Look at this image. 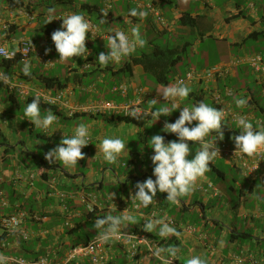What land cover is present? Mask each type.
<instances>
[{"label":"crops","instance_id":"0c3cea01","mask_svg":"<svg viewBox=\"0 0 264 264\" xmlns=\"http://www.w3.org/2000/svg\"><path fill=\"white\" fill-rule=\"evenodd\" d=\"M39 1L45 2L35 7L36 11L29 12L30 9L25 7L9 10L4 0H0V44L10 49V44L17 46L21 38H27L50 63L32 56L33 68L29 76L22 73L23 63L18 60L0 67V73L8 74L12 81L10 84L0 82V218L17 212L26 214L17 231H0V264H38L42 259H47V264H64L71 247L96 237L93 224L97 218L109 213L117 215L126 209L134 211L137 217L136 223L121 228V232L131 238V244L124 240L104 243L105 264H186L187 259L196 255L205 259L207 264H264V204H249L255 197L257 184L264 187V153L260 167L250 175L233 162L218 157L210 165L211 172L197 181L192 193L175 204L166 198L160 201V192H157L155 203L147 208L135 209L131 201L137 182L155 179L151 161L153 150H140L139 146L149 149V141L157 130L162 132L166 143L176 141L174 134L163 129L166 121L172 123L179 118L182 107L203 101L217 108L214 99L219 98L221 109L227 112L221 126L223 137L214 132L206 138L216 146L235 144L233 137L239 134L234 122L236 115L245 117L255 127L264 126V77H257L245 61L258 56L264 62V18L258 16L254 5L250 4L248 14H245V9L234 0H204L205 3L197 0L199 10L191 13L177 0H111L112 10L106 13L101 0H69L68 4L56 0ZM153 1L155 9L168 24L167 28L155 24L150 13L144 20L128 15L132 8L147 10L146 5ZM221 4H224L225 11L218 8ZM86 5L101 9L100 25L93 22V16L81 10ZM49 8H55L54 15L78 12L92 23L94 30L87 34L85 42L88 55L59 62L54 43L49 41L62 24H46ZM183 13L192 17V27L178 23ZM26 14L33 16L34 20L30 22ZM3 24L9 25L7 33L1 30ZM135 25L139 26L140 33L147 35L150 27L154 34L162 37L190 33L195 52L205 42L204 37L214 36L215 41L223 43L220 58L202 62L200 69L197 64L192 66L187 61L183 73L176 72L167 86L173 85L188 71L227 66L233 71L215 80L187 84L191 88L189 97L179 100L178 108L172 109L173 101L164 100L162 96L166 86L157 85L139 67L131 65L135 53L143 48H138L118 64L104 66L97 62L98 51L107 48L109 35H115L112 31H128ZM96 27L99 31L95 30ZM17 34H20L19 38ZM33 36H38L41 42L37 43ZM45 46L49 47L50 55L44 50ZM206 53L209 57V48ZM126 66L128 69L123 70ZM41 77L58 79L64 87L60 90L44 89L37 80ZM116 86H125L126 93L114 90ZM19 90L26 95L21 96ZM58 91L64 93L60 101L54 104L44 101L46 97H55ZM37 94L40 95L42 114L51 110L58 117L48 131L37 129L25 117L14 114L15 109L24 108ZM236 99H244L245 106L237 107ZM135 100L140 102L142 111L134 118L139 125L108 112L78 110V107L92 108L101 102L123 105ZM153 100L158 103L152 105ZM163 107L169 108V115L161 116L155 122L152 112ZM81 122L91 128L89 145L82 149L85 158L72 168L47 161L45 154ZM105 135H117L126 141V150L116 166L104 163L98 154L96 146ZM190 147L193 155L199 150L197 142H191ZM253 161L251 158L250 162ZM227 169L243 180L239 183L232 178L230 191L237 192L234 204L224 200L216 184V181L227 178ZM110 194H114L112 201ZM164 203L166 206L163 207ZM172 212L179 213L180 219L172 217ZM160 217L166 218L167 222L173 221L172 225L182 233L181 237L162 238L157 231H144L147 219ZM242 233L251 234V238L243 239ZM144 237L150 247L141 240ZM170 247L178 249L175 257L167 252L154 255L157 249Z\"/></svg>","mask_w":264,"mask_h":264},{"label":"clouds","instance_id":"9594fccd","mask_svg":"<svg viewBox=\"0 0 264 264\" xmlns=\"http://www.w3.org/2000/svg\"><path fill=\"white\" fill-rule=\"evenodd\" d=\"M55 8H49L46 24L56 20ZM128 15L144 20L148 17L149 11L142 8H132ZM61 28L54 31L51 40L55 50L59 54V62H64L73 57H84L88 55L86 49V39L94 26L78 12H69L60 18ZM99 31V28H95ZM112 31V30H110ZM115 33L107 38L108 51L102 52L97 58L100 65L119 63L122 59L134 54L138 48L145 46V39L140 33L138 25L131 26L128 31L115 30ZM50 64V63H49ZM33 65L31 62H24L22 73L25 76L31 74ZM0 82L10 84L11 77L6 73H0ZM191 88L184 81L178 80L171 86H166L162 93L164 100L173 101L172 109L178 108V101L188 98ZM134 101L133 103H138ZM156 100L151 101L152 105L157 104ZM237 107H244V99L234 101ZM25 119L30 121L35 128L48 131L58 121V117L47 110L42 114L40 95L37 94L31 103H27L23 108ZM152 118L159 120L161 116L169 115V108L163 107L152 112ZM135 118V115H134ZM225 118V110H217L214 106L203 101L194 105L182 107L179 118L175 122H165L163 131L174 134L176 141L165 142L164 136L155 135L149 141V147L153 150L151 161L153 164V176L135 185V195L132 196V203L135 209L147 208L155 203L157 192L166 193V200L172 204L178 202L182 197H186L195 189L197 181L211 172L210 165L220 157V149L216 143L206 139L212 133L223 137L221 126ZM193 122H196L193 126ZM236 128L239 134L233 137L236 152L240 154L238 166L246 167V157H251L261 150H264V126L255 127L252 122L243 116L234 117ZM91 128L86 123H79L75 126L70 135L64 134L61 142L45 154V159L51 162H60L67 168L75 167L78 161L85 158L82 149L89 145ZM191 142L199 144V150L192 154ZM39 144V143H38ZM101 159L109 165H118L121 154L126 150V141L117 135H105L96 146ZM189 157H191L189 159ZM114 194L109 195L112 201ZM115 207V205L113 204ZM116 208V207H115ZM137 217L134 211L126 209L119 214H106L95 220L93 228L96 232V239L102 243L115 240H124L131 244V238L121 232V228L127 224L136 223ZM145 232L157 231L162 238L175 236L180 238L182 233L175 226L167 222L166 218H149L143 225ZM134 246V245H133ZM167 252L171 257L178 253L176 247L167 249H157L154 255ZM186 264H207L200 256H192L187 259Z\"/></svg>","mask_w":264,"mask_h":264},{"label":"built area","instance_id":"2783aa9c","mask_svg":"<svg viewBox=\"0 0 264 264\" xmlns=\"http://www.w3.org/2000/svg\"><path fill=\"white\" fill-rule=\"evenodd\" d=\"M104 7V12H110L112 10L111 0H101ZM203 3H205L204 0H199ZM147 10L149 11L150 15L152 16L154 23L157 24L160 28H167L168 24L164 20V18L161 16V13L153 7L151 3H148L146 5ZM28 20L32 22L34 20L33 16H30L26 14ZM56 20L51 21L52 23L58 25L62 24V20L60 18L64 16V14L54 15ZM9 28L8 24H3L1 26V30L3 32H6ZM92 33V31L90 32ZM32 56H36L37 58H41L43 62L49 63V60L40 52L38 53L34 47V44L32 41L22 38L18 42V48L17 50H11L7 49L3 44H0V59L5 61H13L18 59L21 63L29 62ZM245 61H247L252 68L253 73L257 77H264V62L262 59L258 56H253L250 58H247ZM231 71H233V68L231 66L227 67H213L211 69L205 70V71H188L184 76L177 78L178 80H182L185 82V84H192L194 82H198L200 80L209 81V80H215L218 78H222L226 75H228ZM176 81V82H177ZM114 90L119 91L122 94L126 93V87L125 86H116L113 88ZM19 94L21 96H25L26 93L24 91L19 90ZM63 92L58 91V94L55 97H46L44 98V101L48 104H54L58 101H60L63 97ZM138 101V100H135ZM134 101L128 102L127 104L119 105L112 102H101L96 104L94 107H88V108H81L78 107L79 111L89 112H108L113 114L114 116H120L122 118H135L139 117L142 113L138 103H133ZM214 103L216 107L221 110L220 101L219 98L216 97L214 99ZM227 115V112L225 111V116ZM220 149V158L227 159L231 162H233L235 165H238V161H240V154H236V147L234 145H229L227 143H221L217 146ZM264 153V150L259 151L258 153L254 154L251 157H246V167L242 169L243 172L247 175L253 174L256 169H258L261 165V159L262 155ZM254 158L253 162H250V159ZM26 214L24 212H17L15 214L2 217L0 218V231L3 233H13L17 231L21 225L23 224L25 220ZM171 224H174L173 221H168ZM142 241H144L147 246L150 247L149 242L144 237L141 238ZM104 243L98 241L95 238L88 241L84 244H79L76 246L71 247V249L67 253L66 260L64 264H71L73 262L81 261L86 262L88 264H105V258L103 256V248ZM133 254V253H132ZM21 264H24L21 262ZM38 264H47V259H42Z\"/></svg>","mask_w":264,"mask_h":264},{"label":"rangeland","instance_id":"374dc122","mask_svg":"<svg viewBox=\"0 0 264 264\" xmlns=\"http://www.w3.org/2000/svg\"><path fill=\"white\" fill-rule=\"evenodd\" d=\"M177 1L179 2L181 7L189 8V12H191V13L198 12V10H199L198 7L200 4L197 0H177ZM234 2L239 4V6H241L243 9H245L244 10L245 14H248L249 5L253 4L254 10L257 11L258 16H260V17L263 16V18H264V0H254L253 2L252 1H246V0H234ZM218 8L220 9L221 12L225 11L224 4L219 5ZM98 25H100V24H98ZM262 28H264V23L262 24ZM141 35L145 39L146 43L151 41L153 44L159 45L160 47L167 48V49H173L179 45H183L184 43H189V45L187 46V49H186V53L184 55H182L183 62L178 63V65L176 66V72H178L180 74L183 73V71L185 69V63H187V61L189 62V65H192V66H193V64H197V66H198L197 69H200L202 66V64H201L202 62L208 63L210 61H213L216 57L220 58L223 54V51H222L223 43L219 42L217 40L215 41V39H217V38L214 36L211 38H208V39H207V37H204L205 42L203 44H201V46H198L197 52H195V50L193 48V45L195 44L194 39H193V35L190 33L188 35L169 34L167 36L162 37V36H158L157 34H154V32L152 31V28L150 27L148 35L145 34L144 32H142ZM18 36H20V34H17V37ZM33 38L37 39L36 40L37 43L41 42V39L38 36H36V37L33 36ZM49 42H51V39ZM146 43H145V46H146ZM8 48H10L11 50H15L18 48V45L16 46V44H12V45L10 44L8 46ZM207 48H209V51L211 52L209 57H207V55H206L207 54L206 53ZM44 50L48 53V55H50L51 51H50L48 46H45ZM107 51H108L107 48H105L103 50H99L97 55L99 56L100 53H102V52L106 53ZM140 51L135 53V55L138 56L140 54ZM209 58H210V60H209ZM244 58H246V57H244ZM173 76H174V72L170 76L171 79L173 78ZM237 86H239V84ZM262 104L264 105V99H262ZM14 114L16 116H18L19 118L24 117L23 108H21L20 110L15 109ZM158 134L161 135L162 132L157 130L154 132L153 136L158 135ZM134 141H136V139H134ZM139 149L140 150H147L148 152H149V150L152 151V149L150 147H149V149H147V148L143 147L142 145L139 146ZM226 172H227V178L224 181H221V180L216 181V184L218 185V187L222 191V193L224 195V200L226 202L230 201L232 204H234L237 200V192L233 194L230 191L229 187L233 185L232 178L233 179L235 178V180H237V182H239V183H242L243 180L240 178L239 175L234 174V172H231V170H229V169H227ZM256 202L259 205L264 204V187H262L260 183L257 184L255 197L251 200V202L249 204L252 203V206H253L256 204ZM171 216L174 218L180 219L179 213L172 212ZM85 264H88V263H85Z\"/></svg>","mask_w":264,"mask_h":264},{"label":"trees","instance_id":"16d2710c","mask_svg":"<svg viewBox=\"0 0 264 264\" xmlns=\"http://www.w3.org/2000/svg\"><path fill=\"white\" fill-rule=\"evenodd\" d=\"M60 2V4H68L69 0H56ZM40 2V3H39ZM45 1L39 0H4V3L7 5L9 10H15L25 7L26 9H30L29 12L36 11L35 7H38L40 4H43ZM47 2V0H46ZM153 7L155 8V3H152ZM86 14L93 16V22L98 24L101 19V9L98 6H89L86 5L81 9ZM40 15L37 14V17ZM192 17L188 13H183L179 19V24L182 26L192 27ZM9 31V28L6 32ZM6 38H9L6 36ZM188 44L179 45L173 49L162 48L159 45L153 44L151 41L146 43V46L140 51L138 56H135L131 59V65L135 67H139L141 71L150 76L157 85L160 86H167L171 82V74L174 72L176 74V66L178 63L182 61V55L186 53ZM18 60V59H16ZM15 61V60H13ZM19 61V60H18ZM12 61H5L0 59V67L8 65ZM124 69H128V66L123 67ZM122 70V69H121ZM125 70V71H126ZM41 86L44 89H55L60 90L64 87L63 84L58 79L55 78H48V77H41L37 79ZM121 120L132 122L134 124L139 125V121L134 118H122L119 117ZM235 134V133H233ZM159 200L162 201L166 198V193H160L158 195ZM161 204V203H159ZM166 206V203L163 204V207ZM94 218V214L91 215ZM243 239L251 238V234L242 233L240 235ZM87 243V242H86ZM76 246V245H75ZM71 264H76L75 262Z\"/></svg>","mask_w":264,"mask_h":264}]
</instances>
